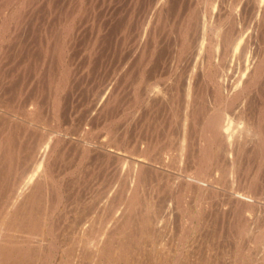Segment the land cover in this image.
Listing matches in <instances>:
<instances>
[{
  "label": "bare ground",
  "instance_id": "6f19581e",
  "mask_svg": "<svg viewBox=\"0 0 264 264\" xmlns=\"http://www.w3.org/2000/svg\"><path fill=\"white\" fill-rule=\"evenodd\" d=\"M2 1H4V2H2ZM2 1H1L2 3L0 2V48H1V46H4V45L5 46H4V49L0 50V69L4 68V70H3V72H4L5 68L9 65V63H8L6 66V62L4 61L6 59H4V58H7L9 56L10 60H13V58H14L13 56H16L15 54H17V53L14 54V51L16 52L17 49L21 50L20 49L21 44H22L21 40L23 38L22 36L24 35L23 31L25 30L24 29L25 25L24 26L22 25L23 24L22 19L24 16L27 17L28 13L32 9H34V7L31 9V7H32V5L33 6L35 5L34 1L36 2V0H2ZM45 1H47V0H45ZM78 1H79V4L77 1H76L77 3L74 4L78 8H80V6L82 8V5L87 4L86 3L87 0H78ZM93 1L94 0H92V2ZM101 1L103 2V0H101ZM153 1L154 2H152L153 4H152V7L150 9V12L149 11H148L149 13L147 12L149 14V16H148V20L146 22L145 28H144V26L142 27L140 24L141 28L142 29L144 28V31L142 32V36H141L142 40L139 39V42L136 45L134 52H133V56H132V57H134V60L131 59V60H133L132 63L134 62V65H132V68H130V72H132V76L134 75V78H133V80H132V78H130L132 80L131 84L128 83L131 86V89H129V91H128V93H129L128 96L130 95L128 98L130 99L129 104L132 105V106L130 105L129 107L130 108L133 107L132 108L133 113L131 112L132 114L130 116L129 112H124V114L125 113L129 114V117L127 116V119L124 118L126 120H124L123 118L121 119L122 120L121 131L123 132L121 135V143H122V146L124 147L123 149L122 148L119 149L118 148L119 145L117 147H113V145L110 144L111 142L118 143V142H116L117 141L116 139L118 138V137L115 138L116 136L114 137V140H116V141L109 140L108 141L109 143H107V140L102 139L100 141L97 140L98 141V142L96 141L97 143L95 142V143L88 144V145L83 144V142L85 140L83 139L84 137H82V136L86 131H84L82 133V131H83V129L81 128L82 126L80 127L81 128V135L78 134L77 137H70V135H69V137H67L64 135L65 138H63L60 135L63 132H61L59 134V132H60L59 131L57 133V129L54 128V126L57 124L54 125V124L50 123L49 121H52L53 119H56V121H57V118H59L61 116L60 114L63 111V110L61 111V108H62L61 105L63 104L62 98H61V95L58 91L63 90L65 88V86L63 85L64 88L62 89L63 86L61 87L60 81L58 79H55V80H54V78L52 80L48 79L50 84L52 81L54 82L55 90L53 89L54 92L52 93L50 86H49V88L46 87V88L51 90L50 93H52V94H50V95L52 96V98H49V100L47 99L49 101V103H48V101L45 102L48 104H45L46 106H44V109L42 107V104L40 103L41 98L36 97L37 95L34 96L35 94H31L32 98L28 97V99L26 101L27 102L26 105L23 106V104H22L23 107H21L19 109V111L21 109L22 110L18 115L17 114L18 109L16 108L17 103H15L14 102L15 100L13 99L14 93L11 94V96L8 95L9 94L8 91L10 92V89L8 86H7L8 89L5 86L7 83L10 84V82H12V80L14 81V78H16V77L13 78L12 75L17 74V73L16 72L13 73L14 70L12 68L10 73H8V74L6 73L7 75L5 74V76H4L3 72H2L3 76H1V74H0V90H1L0 91V264H31V263H29L30 262L29 260L31 257H33V255H35L36 257L41 256L40 252L42 251L43 247L45 246L43 244L44 243L43 242L44 236L42 237L43 225H44V229H45V227H47L46 224L50 225L47 221V215H48V213H50V212H48L49 207L47 205L54 206L53 203L56 204L58 202V199H57L58 195H56V192L54 193V191L56 189L54 188L55 190H50V187L53 186L52 185V179L55 177L53 175L54 174L53 172H55V170H54L55 168H53V165L55 166V164H53V163H55L54 161L56 160L54 158V156H55L54 154H59L58 152L56 153L55 150L60 146V144L58 145V143L62 142V141H66V143L67 142L68 143L75 142V145H76V142L77 143L80 142L81 144H79V145L82 148H84L82 150H79L80 152L78 151L80 153L81 157H85L87 155V152H88L87 149H88L89 152L93 151L96 154L98 153V156L100 154L105 159H109L110 157L113 158V156H116L117 158H120L121 161H124L122 163L123 164L122 166L120 163H119L120 166H118L119 167L118 171L120 173L119 175H123L122 185L119 184V186H117L118 188H116L115 184L110 185L108 183V185H110V186L107 185L108 188L103 189L104 192H102L99 199L97 200V207L95 209H93L94 205H93V207L91 206L93 210L91 209V211H90L91 212L90 214H92V215H90V217H88V218H90L87 221L88 223L85 224L86 223L85 222L84 226H82L83 224L80 225V227H84L81 230L79 228H77V229H79V231L76 232L77 234H79L78 239L77 238L73 239L74 238L73 237L71 242L69 241L70 243L73 244V246L72 247H66V246L63 247L64 245H62L63 248L60 251L63 252V250L64 251L66 250L68 252V254L63 253V255H65V257L68 258V259H66L64 257L67 260L66 263H71V258L73 257V255H75L76 256L75 261H77L76 258H77V256H79L80 260L81 259L83 261L86 260L84 262V264L85 263H88V264H128V262L130 260L133 261L134 259H136V258H132V257H131L132 259H130V256L131 255L133 256L132 253L133 252L135 253V249H136V247H134L135 249L133 248L131 243H133L134 240H140L141 243L139 242L140 243V244L138 243L139 245L143 244L144 242L146 243V241H148V240L144 241V238L146 239V236L143 238V240L139 239L140 235H142L141 232H145V231L146 232H148V231H151V232L155 231L156 232L155 229L152 230L151 224L155 221V219H157V220L160 219L159 217L161 216L163 208H166V207H164V206H166L165 204L168 203V205L170 207H172V204H171L172 201L175 202L174 200L177 199L176 205H177V208H180V207H178V204L184 202V196L186 194L190 199H192V200L194 199V204L197 203V209H196V207H194V209H196L197 211L196 210L194 212L192 211L191 215L189 216L190 220L192 222H193V220H199L202 216L201 211L204 208L208 209V207L212 204L213 200H216L218 198H222V200L220 202V206L222 204V207H220V208L221 209L223 208L224 210H226L225 208L228 209L226 212V215L229 214V216H230L231 212L234 213V210H237L238 217H236L237 219H235V220H238V223H236L237 224L236 227H238V226H240V227L239 228L235 227L236 232L239 231V232H237L238 234H236V235L243 234L245 237L246 233L251 234V236H249V234L247 236L248 238L250 237V239L247 240L246 245L243 248L244 249L243 251H246V253H250L249 251H251L250 249L253 246V245H251V243L255 244L256 250H258L257 253H255V255L253 254L254 256L252 255V256H250L251 258L249 257L250 259H248V260H250V261H248V262H250V263H248V264H261L262 260H264V259H262V257H263L262 252L264 250L263 249L264 247H261V245L264 244L263 243L264 242V172L260 171L261 174L258 175V178H259L258 179L257 175H256V172H258V171H255V170L252 171L251 175L250 174L247 175L246 172L244 173V170H243V173H242V171L241 172L239 171V170H242V168L247 165V164L244 165L246 163L245 162L244 164H242L244 166H242V168L239 169V167H241V163L243 162L245 157H247L246 155H250L247 153H250L252 151L253 152L256 151V155L258 154L261 157L260 160H262L264 162V102L262 101L263 95L261 97L262 100L260 101V98H259L260 89L258 91V94H257V91H256L255 95L251 93L253 89H257L258 84H261V83L264 84V82H263L264 81V24H261V22L262 23L264 22V21H261L264 17V0H252L253 3L251 6L248 5L250 2L249 0H230V2H228L229 3L228 8L226 7V5H228L227 1H229V0H199L200 5H199V3H197V0H153ZM38 2L39 1H37L36 3H38ZM54 2H56V1H54ZM66 3H68V2L66 1ZM104 3H106V2H104ZM45 4H47V3H45ZM99 4H101V2H99ZM106 4L108 5V3H106ZM106 4H104V6H107ZM53 5L55 6V4H53ZM87 5H90V4L88 3ZM236 5H238L239 7H237ZM75 6H73V7H75ZM95 6L96 5H94L93 7H95ZM101 6H103V5H101ZM241 6H243V7L241 8ZM68 7H69V5L65 9L59 7V10L60 9L63 10V11L61 10L60 12H59V10H57V13H59L60 19L65 20V18L67 19L68 17H70V19H72L74 17L75 12H77V14L79 13L76 10L74 11V13L71 10L68 12V10H69ZM90 7H92V6H90ZM113 7L114 6H112L111 9ZM51 8H53L52 5H51ZM67 8H68V10H66ZM84 8H86V7H83V9ZM104 8H106V7H104ZM223 8L225 9V12L223 15L224 20L220 19V12L222 11ZM28 9L30 11H28ZM89 9L87 12H88V14L92 15L91 11L89 13ZM130 9H132L131 6H130ZM140 9H141V7H140ZM53 10H54V8H53ZM226 10H228V12H227L228 14L226 13ZM83 11H85V9ZM114 11H112L111 13H113ZM249 11H252L253 15H249V17L245 21L244 15H245V13L251 14ZM37 12H38V10H37ZM49 12H52V10ZM93 12H94V10H93ZM103 12L106 13L105 11H103ZM6 13H8V15H5ZM31 13L32 12H30V14ZM33 13H35V10L33 11ZM52 13L55 14L56 12L54 11ZM52 13H51V15H53ZM57 13L55 15L56 17H58ZM221 13L223 14V12H221ZM71 14L73 15L72 17H71ZM83 14H85V12ZM83 14L82 13L78 14L79 15L78 19L83 17V20H84L86 17L80 16ZM183 14H185V16ZM33 15H31V19H32ZM87 16H89V15H87ZM181 16L182 17L184 16L183 17L184 21H182V22H181V20H182ZM26 17H24L23 21L25 20ZM37 18H38V16H37ZM59 18H56V19H59ZM138 18H141V17H138ZM52 19H53V17H52ZM46 20H47V18H46ZM73 20L75 21L76 19H73ZM84 21H86V20H84ZM89 21L87 23H89ZM100 21H101V19H100ZM26 22H27V20H26ZM36 22H37V20H36ZM60 22H61V20H59V24L61 25ZM76 22H77V20H76ZM144 22L145 21H143V23ZM176 22H178V27H177ZM215 22H216V24H214ZM244 22H245V24H244ZM246 22H247V24H246ZM81 23H82V21H81ZM175 23H176V29L174 28V30H176V32H175V36H173L174 38L172 39L171 35H170V38H171V40H173V42L171 41L170 46H168V47H167V45L165 46L168 49L164 48L167 52L170 53V55H168L169 58H168V60H165V57L159 59L160 56L158 58L157 54H160L159 51L161 49H159V48L161 47L162 42H161V44L159 43L160 45L158 47V43H157V41H158L157 39H159L158 36L160 35L159 37H161V32L165 33V31H163V30L169 29L170 27H172L171 24L175 25ZM251 23H253V25H251ZM254 23H255V25H254ZM39 24H41V23H39ZM56 24H58V22ZM67 24L66 25L63 24L64 25L63 30H65L67 28ZM80 24H77V25H80ZM105 24L107 25V23H105ZM118 24H119V22H118ZM50 25H51V23H50ZM89 25L91 26V24H89ZM245 25H247L246 27L249 29H246V28L243 29L245 27ZM36 26H37V24H36ZM54 26H53V28H51L49 26L52 29V31H53V29H55ZM55 27H57V26H55ZM59 27L60 26H58V28H57L58 30L60 28L62 29V27H60V28ZM26 28H27V26H26ZM46 28H47V26H46ZM40 29H42V28H40ZM40 29L38 28V30H40ZM61 29H60V31H61ZM68 30H69V28L66 29V32ZM73 30H74V28H72V31ZM170 30H171V28H170ZM52 31L49 33L52 34ZM140 31H142V30H140ZM262 31H263V33H262ZM40 32H41V34L44 33V32L42 33L41 30H40ZM55 32H56V34L58 33L57 31H55ZM122 32H124V29ZM259 32H261L260 33L261 36L257 35ZM61 33H59V34H61ZM96 33H97V31H96ZM124 33L126 34V32H124ZM124 33H123V35H124ZM127 33H129V32H127ZM89 34H90V32H89ZM102 34L103 33H101V35ZM112 34H113V32H112ZM35 35L37 36L38 34L35 33ZM53 35H55V34H53ZM53 35L51 38H54L55 40H52L53 44H51V42L48 43L49 46L51 44V47H49L47 45V50H48V48L53 47V49H55L57 52H60L63 50V45H62L63 43L62 42L64 40L62 39V37H60V35L58 36V34L56 35V37ZM69 35H71V34L69 33ZM69 35H66L67 39H69L68 38ZM25 36L27 38V35H24V37ZM78 36H79V34H78ZM167 36H166V38L168 39L169 36L168 37ZM258 36L262 39L261 43H263V45L260 43L259 44L257 43L259 46H261V49L260 48L259 49L262 50V52H260V50L259 51L257 50L258 53H255V51H254L255 47H254L252 49L250 48V52L253 50V53H254L253 56L252 55L246 56L247 51L249 52V50H248L249 47L254 46V44H255V42H253V40H254L253 38L254 37L257 38ZM58 37H60V38H58ZM64 38H65V36H64ZM122 38H123V36H122ZM6 40H8L7 43H5ZM25 40H27V39H25ZM25 40H24V42H25ZM43 40H41V41H43ZM46 40H48L47 37H46ZM81 40L83 41V39H81ZM99 40H100V38H99ZM137 40H138V38H137ZM259 40L257 39L256 41H259ZM16 41H17V44H16ZM49 41H50V38H49ZM79 41H80V39L78 40V42ZM117 41H118V39H117ZM161 41H163V40H161ZM164 41H163V44L165 45ZM40 42H39V44H40ZM68 42H69V40H68ZM87 42H90V40H88ZM44 44H47V43H44ZM66 44L67 43H65V46H66ZM96 44H97V42H96ZM107 44H109V43H107ZM121 44H123V43H121ZM167 44H168V41H167ZM68 45H71V43ZM102 46H101V48H102ZM38 47H39L38 44H37L36 49L33 46V48L36 51L38 50V52H39V53L38 52H36V53H38V55H40V51H39L40 49H38ZM45 47H46V45L43 48H45ZM163 47H161V48H163ZM24 48H25V46H24ZM6 49H8V50L6 51ZM67 49L70 50L68 47H67ZM85 49H87V48H85ZM3 50L5 52H3ZM22 50L25 52V50H27V47L25 50L24 49H22ZM43 50H46V48ZM102 50H103V48H102ZM165 50H163V51H165ZM41 51H42V48H41ZM49 51H50V49H49ZM49 51H47V52L49 53ZM17 52H19V51L17 50ZM36 53L34 51V54H36ZM42 53H43V51H42ZM68 53H69V51H68ZM103 53H106V52H103ZM163 53H162V55H163ZM45 54L47 55V53H45ZM52 54H53V52H52ZM55 54H54V57H55ZM59 54H62V53H59ZM71 54H73V53H71ZM26 55H27V53H26ZM28 55L31 57L30 52ZM28 55H27V57H28ZM57 55H58V53H57ZM3 56H4V58H3ZM19 56L20 55H18V57ZM97 56H99V55H97ZM244 56H246V57H244ZM23 57H25V55ZM50 57H51V55H48V58H49L48 60L51 62L52 61L51 59H53V58L50 59ZM68 57H69V55H68ZM68 57H67V60L69 59ZM20 58H21V56H20ZM41 58L43 59V57H41ZM76 58H77V56H76ZM85 58H86V56H85ZM129 58H131V57H129ZM242 58L244 59L243 60L244 64H242V62H241ZM18 59L16 62H18ZM27 59H29V58H27ZM56 59H58V58H56ZM60 59L62 60L61 57H60ZM60 59L56 60L59 62L57 64V66H55L57 62L55 63V65H54V63H51V64H53L52 66L55 67L56 69H57V67L59 68V72L57 71L59 73L58 77L60 76V78H61V76H63L64 80H62V78H61V82L66 84V82H67L66 80L68 79L67 75H68V73L70 74V70H69V67H65L64 63L62 64L60 62L61 61ZM29 60H28V62H29ZM38 60L39 59H37V61ZM44 60H46V58ZM48 60H46V61H48ZM70 60H72V59H70ZM85 60H87V58ZM96 60H98V59H96ZM119 60H121V58ZM126 60L124 61L125 65L127 64ZM20 61L18 63L15 62L16 63L15 65L17 66V67L15 66V68L17 69V70L15 69L16 71H18V67L20 68V66L22 67V69L24 66L23 70L28 68L27 67L28 63H21ZM50 62H49V65H50ZM62 62H64V61L62 60ZM66 62L68 63V61H66ZM235 62H238L239 66H237V68L234 67L235 69L233 70L230 68V66H232V64ZM4 63H5L6 67L5 66L3 67ZM12 63L10 64V67H7V70H10L9 68H11V65L14 64V63L13 64ZM102 63H103V61H102ZM34 64H35V62H34ZM34 64H32V65L34 66ZM39 64H40V62H39ZM46 66H47V64H46ZM50 66H49V68H50ZM52 66H51V68H52ZM183 67H184V69H183ZM30 68H31V66H30ZM33 69H34V67H33ZM56 69L54 70V72L56 71ZM128 69H129V67H128ZM30 70H32V68ZM37 70H38V68H37ZM85 70H86V68H85ZM117 70H118V68H117ZM125 70H123V71H125ZM1 71L2 70H0V73H1ZM26 71H27V69H26ZM50 71H51V73H53V69ZM30 72H33V71H30ZM78 72H79V70H78ZM117 72L118 71H116L113 74V77H112V75L108 76L109 73H108V75H106V77H104L105 79L103 81L102 88L99 89L101 91H99L100 93H99L98 98L95 99V101H93V103L91 102L92 106L89 110H90V115L92 117H93V115L99 114L101 112V110H105V109L111 110L112 108H109L107 106H111L109 104L115 102L113 100H115V99L117 100V98L119 99L120 105L122 104V106H119V105L118 106L122 107L123 110L126 108L123 105L124 101L121 102V100H120L122 98L121 97L122 93L119 91L118 88H119V85H121L122 83L119 85L117 83L118 78L121 77V76L117 77L118 75H115ZM120 72H122V71H120ZM27 73L28 72H26V74ZM33 73H32V75H33ZM53 74H55V73H53ZM130 74L131 73H129V76H130ZM229 74H230V77H232L233 79L231 80L229 78L230 80L227 81V76L229 77ZM18 75H19V78L22 77V76H20V73H18ZM47 75H48V73H47ZM47 75H46V77L43 76V79L44 78L46 79ZM87 76H89V75H87ZM122 76H125V73L122 74ZM129 76H126V77L128 78ZM7 78H8V82H7ZM74 78L76 79V77H74ZM28 80L26 79V81H28ZM77 80H76V82H77ZM124 80H126V79H124ZM41 81H42V79H41ZM55 81H58V82H55ZM34 82H33V85H34ZM128 82H130V81H128ZM47 83H46V85H47ZM86 84H88V83H86ZM25 86H22V87H25ZM16 87H18V84L16 85ZM123 88L127 90L126 87H123ZM124 89H122V90L125 91ZM262 89H264V88H262ZM50 90L47 91L48 93L46 92L47 95H49ZM261 91H264V90H261ZM77 93H78V91H77ZM250 93L255 97V99L258 97V103L260 102V104H262L261 102H263V104L261 105V108L259 107L260 105L258 106V108L257 107L253 108L252 104H251V106H250V104L249 105L247 104L250 102V101L249 102L246 101L248 98H250V96H251ZM19 94L20 93L18 92V95ZM63 94H64V92H63ZM40 95H42V94H40ZM203 95H205V99L203 98L204 97ZM44 96L46 97V95H44ZM47 97H49V96H47ZM17 98H16V100H17ZM22 98H24V97H22ZM126 98L124 100H126ZM129 99H127L128 102H129ZM21 100H23V99H21ZM74 102H75V100H74ZM252 102H254V101H252ZM23 103L25 104V102H23ZM14 104L16 106H14ZM70 104H72V103H70ZM136 104H138V105H136ZM78 105H79V103H78ZM246 105H247V107H246ZM118 106H117V108H119ZM129 107L127 106V109ZM64 108H65V106H64ZM117 108H114V109H117ZM122 109H121V111H122ZM65 111H68V109ZM125 111H128V110H125ZM159 111H161V113L163 112L162 113V116H164L163 124L165 123V119H166L167 115L170 114L169 119H167L168 122L167 121L166 122L168 124L169 121L171 122L173 120L172 125L170 123V125H171L170 127L172 128V126H173L177 130L176 138L173 137L174 141H175L174 146H172L171 145L172 143H169V141L166 142L167 146H168V144H170L168 146V149H170V150L172 149V151H174L175 156L173 155V157L177 163V165H176L177 168L175 167L176 168L175 170H174V168L173 169L168 168L169 167L168 163L171 162V160H170L171 156L168 158L169 162L167 163V158H166L167 156L164 155V150L166 151L167 148L166 149L163 148L164 150H162V149L160 150V148L159 149L156 148L160 139H161V144L159 143L160 145L166 144L164 141L165 138L166 139L168 138L170 140V138H171L170 135L172 133H170V135H169V133L165 134L164 137H162L164 140H162L161 137H160V139H158L157 134H156L157 132L156 133L152 132V130H153V128H152L149 135L145 134V136H142V137H135L136 138L135 145L132 144L131 148H129L128 146L125 145V143H126L125 142V135L127 133L126 132L127 131V127H126L127 125L126 124L130 125V123L132 124V121H134L135 125H139L137 127L140 128L141 123H139V124H137V123L141 121L142 117L145 118L146 116H148L149 121L151 122V119L153 117V112L159 113ZM109 113H112V111ZM87 116H88V114H87ZM89 116L87 118H89ZM155 116H156V114H155ZM155 116H154V118H155ZM172 116H173V119H172ZM95 118H96V116H95ZM97 118L99 119V117H97ZM111 119H113V118H111ZM118 119H119V117H118ZM155 119L157 120V117ZM86 120H85V122H86ZM95 120H97V119H95ZM158 120H160V119H158ZM46 121H48V123ZM88 121H89L88 125H91L93 123V122H91V124H90L91 120H88ZM112 121H114V120H112ZM45 122L47 123V125L50 123L53 128L51 127V125H49L47 127V125L44 126L45 125L44 124L42 126L41 123H45ZM147 122H148V120H147ZM145 124L148 125V123H145ZM158 124H160V123H158ZM95 125H96V123H95ZM115 125L113 127H115ZM153 125H152V127H153ZM117 126H119V125H117ZM155 126H156V124L154 125V128L157 129V127H155ZM45 127H47V128H45ZM56 128H58V127H56ZM148 128L149 127L147 126L146 130H148ZM84 129L86 130V129H88V127L84 128ZM110 130H111V128H110ZM117 130H119V129H117ZM176 130H175V132H176ZM25 131L26 132L29 131V134H26L25 136L29 138V136L31 134V137L33 138V140H34V137L36 136V134L38 135V133H39V136L38 137L36 136L37 138L35 137L36 139H35L34 145H32L30 143L33 146V147L31 146L32 148H30V150H29L30 145L28 143H27L28 145L26 144L27 146L25 147V146H23L22 142L20 141L23 136L19 135V134L21 132H23V134H25L24 133ZM131 132H132V130H131ZM103 133H105V132H103ZM118 134H121V133H118ZM130 135H131V133H130ZM137 135H134V136H137ZM173 138H172V140H173ZM126 139H127V137H126ZM23 140H24V138H23ZM28 140H30V139H28ZM132 140H133V138H132ZM26 142H27V139H26ZM86 142H84V143H86ZM24 144H25V142H24ZM57 145H58V147L56 148ZM66 146H67V144H66ZM64 147H65V145H64ZM72 147L74 148V146H72ZM85 147H86V149H85ZM59 148H61V147H59ZM65 149H66V147H65ZM79 149H80V147H79ZM76 150H78V149H76ZM63 151H64V149H63ZM154 152H156V154ZM170 152H167V153L165 152V153L166 154L169 153L171 155ZM60 153H61V155L63 154V152H60ZM72 154H73V152H72ZM61 155H59V156L62 158ZM163 155H164V157H163ZM259 156H258V158H259ZM117 158H115V159L117 160ZM157 158L159 159L158 160L159 162L161 161V163L158 165L156 163ZM110 161H112V160H110ZM121 161H119V162H121ZM222 161H224L225 164L229 165L228 166L229 169L227 171H223L224 167L222 168V166H225V164L224 163H223L224 165L221 164ZM126 162L129 164H126ZM112 163H113V161H112ZM63 164H64V162H63ZM60 165H61V163H60ZM261 165L264 166V164H261ZM64 166L65 165H63V167ZM172 166H173V164H172ZM253 167H254V165H253ZM255 168L257 169L258 167L256 166ZM110 169H111V167H110ZM61 170H63V169L61 168ZM157 170H158V172H157ZM160 170H164L165 172L168 171L170 173H172L171 171L175 172V174L171 175V177L168 176V179L166 178L167 180L165 182H168L170 184V185L169 184L168 185L171 186V188L173 187L172 188L173 192H171L170 187L168 190L169 192H171L173 194L176 192L175 189H177L178 192H176V193L178 195H179V193H181L180 194L181 196L179 195V197L181 199L179 197H178L179 200L177 197H175V199H174L173 198L174 196L171 194L169 196L170 199L167 198L166 202L164 204H162V201H160L161 203L155 202L156 201L155 199H157L159 196L154 199L153 198L154 195L151 194L150 196L147 195L145 197V195H144L145 192L142 193L143 190H142L141 185L144 183L145 178L148 179L145 176V174H147V175H149L150 173L153 174V171H154L157 173V174L156 173L155 174L158 175ZM186 171H195V172H193V174H192V172L188 173ZM205 171H206V173H205ZM165 172H164V175H167V172H166V174H165ZM162 174H163V172H162ZM160 175H161V173H160ZM164 175H162V177H164ZM220 175L222 177H223V175L224 176L227 175L228 183L226 185H224L225 180L223 181L222 180L223 178H220ZM116 176H117L116 178H118V174ZM154 176H152V177H154ZM259 176H261V177H259ZM152 177H151V179H152ZM202 177H204V178H202ZM113 178H115V176ZM224 178L226 179V177H224ZM159 179L161 182V180H162L161 176H160V178H158V180ZM54 180L55 179H53V181ZM116 181H117V179H116ZM160 182H158V184ZM222 182H224V183H222ZM73 183H74V181L72 182V184ZM82 184H83V182H82ZM152 184L153 183H151L150 186L148 185L150 189L152 188ZM89 185H91V183ZM107 186H104V187H107ZM167 186H165V187H167ZM258 186L261 187L259 189V190H261L259 193L256 192V190L258 189L257 188ZM157 187L158 186H156L155 188H157ZM161 187H163V186H161ZM155 188H154V191H155ZM72 189H74V188H72ZM87 189H88V186H87ZM158 189L160 190V188H157L156 191H158ZM165 189H167V188H165ZM77 190H79V189H77ZM151 190L148 189L147 191L149 192ZM152 191H151V193H153ZM71 192H72V190H71ZM61 193L62 192H60V195H61ZM160 193H162V190H160ZM54 194L56 195V197H54ZM82 194H84V193H82ZM60 195L58 197H60ZM157 195H158V193H157ZM157 195H155V196H157ZM187 196L185 198H187ZM69 197L71 198V196H69ZM94 198H96V197H94ZM163 198H164V196H163ZM117 200H118V202H117ZM116 202H117V204H116ZM93 203H94V200H93ZM51 206H50V208L52 209ZM156 206H157V209H156ZM169 206H168V208H169ZM80 208H83V207H80ZM168 208H166L167 213H168V210L170 209V208L169 209ZM182 208H184V206H182ZM186 209H184V210H186ZM217 209H219V207ZM210 211H211V208H210ZM93 212H95L96 215L93 214ZM202 212H204V211H202ZM220 212H222L221 214H224L225 211H220ZM171 213L175 215V213H173V212H171ZM74 214H73V216H74ZM78 214H80V213H78ZM164 214H165V212L162 213V216ZM176 214H180V212L176 213ZM186 214H187V212H186ZM183 215H184V213H183ZM48 216L50 217V215H48ZM169 217H170V214H169ZM172 217L174 218V216H172ZM73 218H75V217H73ZM73 218H72V220H74ZM173 218L170 217V219H173ZM209 218H207V219L209 220ZM135 219H136V221L132 222V220H135ZM258 219H260L259 220L260 222L257 224L256 220L258 222ZM220 220H221V218L219 219V221ZM81 221H82V219H81ZM158 221H162V220L160 219ZM210 221H212V220H210ZM155 223H157V222H155ZM210 223L212 224V222H210ZM133 224H137L136 225V227H137L136 231H134V232H135V234H137L136 232H138L139 236H137V235L135 236V234H134V237L132 236V234L134 232L132 233V230H130V229H131V225L133 226ZM161 224H164V223L161 222ZM166 224L168 225L169 223H166ZM182 224H181V227L184 228V226H182ZM211 224H209V225H211ZM188 225H189V223H188ZM51 226H53V225L51 224ZM174 227H175V225H174ZM49 228H51L53 230L52 227H49ZM166 228H168V227H166ZM183 228H180V229L183 230ZM196 228H198V227H196ZM202 229H204V228H202ZM45 230H48V228ZM208 230H210V229H208ZM129 231L131 233H129ZM202 231L204 233L205 230H202ZM219 231H217V233H220ZM161 232H162V230H161ZM165 232H166V229H165ZM145 235H146V233H145ZM185 235H186V233H185ZM129 237H131V238H129ZM161 237H163V235ZM212 237H214V236H212ZM37 238H39V239H37ZM132 238L134 240H131ZM155 238H157V237H155ZM204 238H206V237H204ZM84 239L86 240L85 242L83 241ZM162 240H161V242H162ZM165 240H166V238H165ZM178 240L180 241V239H178ZM211 240H213V238ZM168 241H169V239H168ZM238 241H240V240H238ZM37 242L39 244H37ZM51 242H53V241H51ZM65 243H67L65 245L69 246L68 242H65ZM156 243H154V244L150 243L151 247H152V245H156ZM236 243H237V241H236ZM85 244L88 245V247H89V249H88V250H90L89 253H87V251H85L86 247H83V246H85ZM52 245L50 247H53ZM214 245H213V248H215ZM74 246L76 247V250H75ZM205 246H207V245H204V247ZM46 247H49V246H46ZM156 247L155 248L158 249L159 245ZM168 248L172 249V247L167 245L166 249H168ZM46 249H48V248H46ZM192 249H194V248H192ZM198 249H200V247ZM239 250H241V249H239ZM241 251H240V253H241ZM130 252H131V255H130ZM154 252H155V250H154ZM213 252H215V251H213ZM253 252H251V253H253ZM38 253H39V255H38ZM144 253H143L142 257L146 256V255H144ZM182 253H183V251H182ZM185 253H183V254H185ZM192 253H194V252H192ZM201 253L202 252H200V254ZM208 253H209V251H208ZM238 253H237V255H238ZM225 254H226V252H225ZM163 256L165 257V255H163ZM163 256H161V257H163ZM186 256H188V255H186ZM191 256H193V254ZM36 257H34V258H36ZM152 257H154V256H152ZM174 257H176V256H174ZM34 258H33V260H31V262L34 261ZM146 258L147 257H144V260ZM190 258H192V257H190ZM197 258H198V256H197ZM243 258L244 257H242V259ZM140 259L142 260L143 258H140ZM198 259H201V258H198ZM207 259L210 261L209 257ZM38 260H39V258H38ZM41 260L43 261V259H41ZM139 260H138V262H140ZM152 260H154V259H152ZM176 260H178V256H177ZM211 260H212V258H211ZM134 261L137 262L136 260H134ZM145 261H144V263H145ZM182 261L183 262L181 264L192 263V262H189L187 258H184ZM201 261L202 260H200V262H198V263L204 264ZM63 262H65V261H63ZM173 262H175V261H172V263ZM235 262L237 263L238 259ZM244 262L247 263L246 261H244ZM74 263H76V262H74ZM142 263H143V260H142ZM142 263H140V264H142ZM165 263H166V261H165ZM32 264H39V262H35ZM146 264H147V262H146ZM148 264H152V261L149 262ZM193 264H197V262L194 261ZM239 264H240V262H239Z\"/></svg>",
  "mask_w": 264,
  "mask_h": 264
},
{
  "label": "rangeland",
  "instance_id": "374dc122",
  "mask_svg": "<svg viewBox=\"0 0 264 264\" xmlns=\"http://www.w3.org/2000/svg\"><path fill=\"white\" fill-rule=\"evenodd\" d=\"M2 0H0V2H1ZM37 1H39L38 3H36ZM48 1V2H47ZM47 1H45V0H36V2L34 1V3H35V5L33 6L32 5V7H31V9L34 7V9H32L31 11L28 9V11H30V12H32L33 13V11L35 10V13H31L30 14V12L28 13V16L26 17V16H24V17H26L25 18V20L23 21V19H24V17H23V19H22V22H23V26L25 27L24 29V31H23V34L24 35H27V38H26V36L24 37V35L22 36L23 38H22V40H21V42H22V44H21V47H20V49L21 50H19V49H17L19 52H17V50H16V52L14 51V54L15 53H17V54H15L16 56H13L14 58H13V60H10V58H9V56L7 57V58H4V56H3V58L4 59H6V60H4L5 62H6V66H7V64L9 63V65L7 66V67H10V64L12 63L13 65H11V68H9L10 70H7V67L5 66V63L3 64V67L5 66L6 68H5V71L3 72V70H4V68L3 69H0V70H2L1 71V76H5V74L7 73H10V71L12 70V68H13V70H14V72L13 73H17V74H14V75H12V77L14 78V77H16V78H14V81L12 80V82H10V84L9 83H7L5 86L7 87H9V89H10V92L8 91V95H10L11 96V94H13L14 95V102L15 103H17L16 105H17V109H18V112H17V114L19 115V113L21 112V110L19 111V109L21 108V107H23L24 105H26V101H27V99H28V97H31L32 98V95L31 94H35L34 96H36V97H39V98H41L40 99V103L42 104V107H43V109H44V106H46L45 104H48L49 103V98H52V96L50 95V94H52L53 92H54V90H55V87H54V82L52 81L51 82V84L53 85H51L50 83H49V81H48V79H53L54 78V80L55 79H58L59 81H60V84H61V87L64 85L65 86V88H64V86L62 87V89L63 90H60V91H58L59 93H60V95H61V98H62V105H61V111H62V113L60 114L61 116L59 117V118H57V121H56V119H53L52 121L54 122H52V121H49L50 123H52V124H57V125H53L54 126V128L55 129H57V133L59 132V134L61 133V132H63V133H61L60 135L63 137V138H65V136H67V137H69V135H70V137H77L78 136V134L79 135H81V128L83 129V131H82V133L84 132V131H86L84 134H83V136L82 137H84L83 139L85 140L84 142H86V143H84L83 142V144H92V143H95L97 140H102V139H104V140H107V143H109L108 141L109 140H113V141H116V142H118V143H115V142H111L110 144H112L113 145V147H117L118 145V148L120 149V148H124L123 146H122V143H121V135H122V131H121V125H122V118L124 119V118H126L127 119V116L129 117V114H130V116H131V114L133 113V107H129L131 104H129L130 103V99L128 98L129 96H128V91H129V89H131V86H130V84H131V82H132V80H133V78H134V75L132 76V72H130V68H132V65H134V62L132 63V61L134 60V57H132L133 56V52H134V49H135V47H136V45L138 44V42H139V39L140 40H142V38H141V36H142V32L144 31V28H145V25H146V22H147V20H148V16H149V12H150V9H151V7H152V2H154L153 0H103V2L101 1V0H94L93 2H92V0L90 1V0H87V4L89 3L90 5H87V4H84V5H82V8H81V6H80V8H78V7H76L74 4H76L77 2H78V4H79V1L78 0H47ZM54 1H56V2H54ZM66 1L68 2V3H66ZM77 1V2H76ZM111 1V2H110ZM144 1V2H143ZM199 0H197V3H199V5H200V1L198 2ZM250 2H249V6H251L252 5V3H253V1L252 0H249ZM252 1V2H251ZM2 2H4V1H2ZM1 2V3H2ZM18 2V1H17ZM53 2V3H52ZM98 2V3H97ZM99 2H101V4H99ZM104 2H106V3H108V5L106 4V3H104ZM131 2V3H130ZM139 2V3H138ZM228 2H230V0L229 1H227V4L228 5H226V7L228 8L229 7V3ZM40 3V4H39ZM42 3V4H41ZM45 3H47V4H45ZM52 3V4H51ZM62 3V4H61ZM116 3V4H115ZM135 3V4H134ZM150 3V4H149ZM50 4V5H49ZM53 4H55V6L53 5ZM61 4V5H60ZM104 4H106L107 6H104ZM138 4V5H137ZM148 4V5H147ZM51 5L53 6V8H54V10H53V8H51ZM69 5V10H68V8L66 9V10H68V12L71 10L73 13H74V11L76 10V11H78L79 13L78 14H80V13H84L85 12V14H83V15H80V16H85L86 18L84 19V20H86V21H84L83 20V17L82 18H79L78 19V17H79V15L77 14V12H75L74 13V17L72 18V19H70V17H68L67 19L65 18V20L64 19H60L59 18V13H57V10H59V7L60 8H63V9H65L67 6ZM94 5H96L95 7H93ZM101 5H103V6H101ZM111 5V6H110ZM142 5V6H141ZM36 6V7H35ZM50 6V7H49ZM65 6V7H64ZM72 6V7H71ZM73 6H75V7H73ZM90 6H92V7H90ZM110 6V7H109ZM112 6H114L112 9H111V7ZM118 6V7H117ZM130 6H131V8L132 9H130ZM237 7H239L238 5H236ZM244 6V5H243ZM243 6H241V8L243 7ZM71 7V8H70ZM83 7H86V8H84L85 9V11H83L84 9H83ZM88 7V8H87ZM99 7V8H98ZM104 7H106V8H104ZM140 7H141V9H140ZM38 8V9H37ZM46 8V9H45ZM51 8V9H50ZM90 8V9H89ZM98 8V9H97ZM104 8V9H103ZM115 8V9H114ZM50 9V10H49ZM80 9V10H79ZM87 9V10H86ZM88 9H89V13H90V11H91V13H92V15H90V14H88ZM100 9V10H99ZM224 9V8H223ZM222 9V11L221 12H223V14L220 12V19H222V20H224L223 18H224V12H225V9L223 10ZM37 10H38V12H37ZM45 10V11H44ZM52 10V12H56L58 15V17H56L55 15H56V13L54 14V13H52V12H49V11H51ZM62 9H60L59 10V12L61 11ZM93 10H94V12H93ZM115 10V11H114ZM63 11V10H62ZM103 11H105L106 13H104ZM112 11H114L113 13H111ZM133 11V12H132ZM149 11V12H148ZM49 12V13H48ZM87 12V13H86ZM100 12V13H99ZM116 12V13H115ZM148 12V13H147ZM228 12V10H226V13ZM248 12V11H247ZM251 14H249V13H245V15H244V17H245V21H246V19L249 17V15H253V13H252V11H249ZM51 13L53 14V15H51ZM126 13V14H125ZM225 13V14H226ZM40 14V15H39ZM50 14V15H49ZM78 16H77V15ZM111 14V15H110ZM228 14V13H227ZM248 14V15H247ZM5 15H8V13H6ZM31 15H33V17H32V19H31ZM69 15V14H68ZM67 15V16H68ZM76 15V16H75ZM87 15H89V16H87ZM99 15V16H98ZM104 15V16H103ZM141 15V16H140ZM184 16H185V14H183ZM30 16V17H29ZM37 16H38V18H37ZM66 16V17H67ZM73 15L71 14V17H72ZM123 16V17H122ZM183 16V17H184ZM41 17V18H40ZM44 17V18H43ZM47 18V20H46V18ZM52 17H53V19H52ZM89 17V18H88ZM107 17V18H106ZM136 17V18H135ZM138 17H141V18H138ZM145 17V18H144ZM183 17L181 16V22L182 21H184V19H183ZM29 18V19H28ZM56 18H59V19H56ZM104 18V19H103ZM113 18V19H112ZM132 18V19H131ZM145 20H144V19ZM259 18V17H258ZM31 19V20H30ZM37 20V22H36V20ZM40 21H39V20ZM44 21H43V20ZM73 19H76L77 20V22H76V20L74 21ZM82 19V20H81ZM90 21H89V20ZM100 19H101V21H100ZM107 19V20H106ZM124 19V20H123ZM129 19V20H128ZM26 20H27V22H26ZM34 20V21H33ZM53 20V21H52ZM56 20V21H55ZM59 20H61V25L59 24ZM72 20V21H71ZM89 21V23H87L88 21ZM94 20V21H93ZM111 20V21H110ZM123 20V21H122ZM132 20V21H131ZM140 20V21H139ZM226 20V19H225ZM49 21V22H48ZM81 21H82V23H81ZM84 21V22H83ZM106 21V22H105ZM109 21V22H108ZM137 21V22H136ZM143 21H145L144 23H143ZM221 21V20H220ZM257 21V20H256ZM261 21H264V17H263V19L261 20ZM58 22V24H56ZM65 22V23H64ZM69 22V23H68ZM118 22H119V24H118ZM37 24V26H36V24ZM39 23H41V24H39ZM50 23H51V25H50ZM69 25H68V24ZM80 24V25H77V24ZM87 23V24H86ZM105 23H107V25L105 24ZM133 25H132V24ZM138 23V24H137ZM177 23V27H178V22H176ZM176 23H175V25L174 24H171V26L172 27H170L171 28V30H170V28L169 29H164L163 31H165V33L164 32H161V37H159L158 36V38L159 39H157L158 41H157V43H158V47H159V45L161 44V42H162V44H161V47H163V48H159V49H161L159 52H160V54H157V57L159 58V56H160V58L159 59H161V58H164L165 57V60H168V58H169V56L168 55H170V53L169 52H167L165 49H168L167 47L168 46H170V44H171V41L173 42V40H171V38L173 39L174 37L173 36H175V32H176V30H174V28L176 29ZM39 24V25H38ZM53 24V25H52ZM56 24V25H55ZM66 25L67 24V28L66 29H68L69 28V30L66 32V29L65 30H63V27H64V25ZM74 24V25H73ZM76 24V25H75ZM89 24H91V26L89 25ZM103 24V25H102ZM140 24H141V26L143 27L144 26V28L142 29L141 28V26H140ZM214 24H216V22L214 23ZM244 24H245V22H244ZM246 24H247V22H246ZM261 24H264V22L262 23L261 22ZM260 24V25H261ZM57 26V27H55V26ZM87 25V26H86ZM117 27H116V26ZM126 25V26H125ZM131 25V26H130ZM137 25V26H136ZM251 25H253V23H251ZM254 25H255V23H254ZM26 26H27V28H26ZM34 26V27H33ZM46 26H47V28H46ZM53 28V26H54V28L55 29H53V31H52V29L50 28ZM58 26H60V27H62V29H61V31H60V29L58 30L57 28H58ZM74 26V27H73ZM89 26V27H88ZM93 26V27H92ZM109 28H108V27ZM247 25H245V27L243 28V29H249V28H247L246 27ZM107 27V28H106ZM127 27V28H126ZM249 27V26H248ZM33 28V29H32ZM38 28L40 29V28H42V29H40L41 31H42V33L44 32H46L45 34L43 33V34H41V32H40V30H38ZM72 28H74V32L72 31ZM103 28V29H102ZM105 28V29H104ZM116 28V29H115ZM29 31H28V30ZM50 29V30H49ZM71 29V30H70ZM122 29V30H121ZM123 29H124V32H126V34L124 33V32H122L123 31ZM27 30V31H26ZM48 30V31H47ZM86 30V31H85ZM121 32H120V31ZM129 30V31H128ZM140 30H142V31H140ZM263 30V29H262ZM52 31V34H50L49 32H51ZM55 31H57L58 33V36L60 35V37H62V39L64 40L62 43V45H63V50L62 51H60V52H57L55 49H53V47L52 48H48V50H47V45H48V43L49 42H51V44H53V41L52 40H55L54 38H51L52 37V35L53 34H55V35H53V36H55L56 37V32ZM63 31V32H62ZM88 31V32H87ZM96 31H97V33H96ZM25 32V33H24ZM48 32V33H47ZM54 32V33H53ZM62 32V33H61ZM71 34V35H69V33ZM89 32H90V34H89ZM95 32V33H94ZM112 32H113V34H112ZM115 32V33H114ZM127 32H129V33H127ZM169 32V33H168ZM33 33V34H32ZM35 33L36 34H38L37 36L35 35ZM59 33H61V34H59ZM67 33V34H66ZM74 33V34H73ZM81 33V34H80ZM95 35H94V34ZM101 33H103L102 35H101ZM121 33V34H120ZM123 33H124V35H123ZM261 32H259L257 35H259V36H261V34H260ZM262 33H263V31H262ZM30 34V35H29ZM50 36H48V35ZM69 35V39H67L66 37V35ZM78 34H79V36H78ZM93 34V35H92ZM132 34V35H131ZM35 35V36H34ZM107 35V36H106ZM169 37H168V36ZM170 35H171V38H170ZM256 35V34H255ZM256 35V36H257ZM31 36V37H30ZM45 36V37H44ZM64 36H65V38H64ZM98 36V37H97ZM113 36V37H112ZM122 36H123V38H122ZM135 36V37H134ZM166 36L168 37V39L166 38ZM258 36V37H259ZM44 37V38H43ZM46 37H47V39L48 40H46ZM60 37H58V38H60ZM87 37V38H86ZM133 37V38H132ZM256 38V37H254L253 39L255 40H259V41H254L253 40V42H255V44H254V46H251V47H249V52L247 51V54H246V56H248V55H252L253 56V50L250 52V48L252 49V48H254L255 47V49H254V51H255V53H258V51L261 49V46H259L258 44L260 43V44H262L263 45V43H261V38L259 37V38ZM27 39V40H25V39ZM49 38H50V41H49ZM72 38V39H71ZM80 39V41L78 42V40ZM90 38V39H89ZM99 38H100V40H99ZM103 38V39H102ZM112 38V39H111ZM137 38H138V40H137ZM163 38V39H162ZM170 38V39H169ZM44 39V40H43ZM66 39V40H65ZM71 39V40H70ZM76 39V40H75ZM81 39H83V41L81 40ZM117 39H118V41H117ZM121 39V40H120ZM24 40H25V42H24ZM41 40H43V41H40ZM68 40H69V42H68ZM88 40H90V42H87ZM120 40V41H119ZM161 40H165L164 41V43H165V45L163 44V41H161ZM168 41V44H167V41ZM7 41L8 40H6L5 41V43H7ZM27 41V42H26ZM31 41V42H30ZM40 42V44H39V42ZM46 41V42H45ZM62 41V40H61ZM72 41V42H71ZM85 41V42H84ZM116 41V42H115ZM29 42V43H28ZM43 42V43H42ZM96 42H97V44H96ZM4 43V44H5ZM27 43V44H26ZM42 43V44H41ZM44 43H47V44H44ZM65 43H67L66 44V46H65ZM71 43V45H68V44H70ZM80 43V44H79ZM84 43V44H83ZM107 43H109V44H107ZM114 43V44H113ZM121 43H123V44H121ZM156 43V44H157ZM160 43V44H159ZM258 43V44H257ZM16 44H17V41H16ZM34 44V45H33ZM37 44L39 45V47H38V49H40L39 51H40V55H38V50L36 51L35 49L37 48ZM44 44V45H43ZM51 44H50V46L49 47H51ZM101 44V45H100ZM42 45V46H41ZM46 45V50L47 51H49V49H50V51H49V53L46 51V50H43V49H45V48H43L44 46ZM86 45V46H85ZM103 45V46H102ZM163 45V46H162ZM167 45V47H165ZM257 45V46H256ZM5 46V45H4ZM4 46H1V48H0V50L1 49H4ZM24 46H25V48H24ZM33 46H34V48H33ZM41 46V47H40ZM53 46V45H52ZM72 46V47H71ZM101 46H102V48H103V50H102V48H101ZM259 46V47H258ZM26 47H27V50H25L26 49ZM67 47L70 49V50H68L67 49ZM71 47V48H70ZM83 47V48H82ZM41 48H42V51H43V53H42V51H41ZM77 48V49H76ZM85 48H87V49H85ZM94 48V49H93ZM165 48V49H164ZM260 48V49H259ZM263 48V47H262ZM22 49H24L25 50V52L22 50ZM29 49V50H28ZM33 49V50H32ZM79 49V50H78ZM81 49V50H80ZM93 49V50H92ZM96 49V50H95ZM126 49V50H125ZM8 49H6V51H7ZM69 51V53H68V51ZM92 50V51H91ZM115 50V51H114ZM163 50H165V51H163ZM258 50V51H257ZM33 51V52H32ZM34 51H35V53L36 52H38V53H36V54H34ZM46 51V52H45ZM53 52V54H52V52ZM65 51V52H64ZM98 51V52H97ZM101 53H100V52ZM119 51V52H118ZM132 51V52H131ZM3 52H5L4 50H3ZM24 52V53H23ZM29 52H30V55H31V57L28 55L29 54ZM47 53V55L45 54V53ZM89 52V53H88ZM95 52V53H94ZM103 52H106V53H103ZM164 52V53H163ZM260 52H262V50H260ZM21 53V54H20ZM26 53H27V55H28V57H27V55H26ZM56 53V54H55ZM57 53H58V55H57ZM59 53H62V54H59ZM71 53H73V54H71ZM162 53H163V55H162ZM13 54V55H14ZM23 54V55H22ZM54 54H55V57L56 58H58V59H60V57L62 58V60L64 61V62H62V60L60 61L62 64L64 63V65H65V67H69V70H70V74L68 73V75H67V82H66V84L65 83H63V82H61V78H62V80H64V78H63V76H61V78H60V76L58 77V72H59V68L57 67V69L55 68V67H53L52 65L53 64H51V63H54V65H55V63H56V65L55 66H57V64L59 63L58 61H56V60H58V59H56L55 57H54ZM64 54V55H63ZM99 55V56H97V55ZM109 54V55H108ZM115 54V55H114ZM132 54V55H131ZM18 55H20L21 56V58H20V56L18 57ZM25 55V57H23ZM34 55V56H33ZM46 55V56H45ZM48 55H51V57H50V59L51 58H53V59H51L52 61L50 62L48 59ZM61 55V56H60ZM68 55H69V57H68ZM72 55V56H71ZM40 56V57H39ZM53 56V57H52ZM60 56V57H59ZM76 56H77V58H76ZM83 56V57H82ZM85 56H86V58H87V60H85L86 58H85ZM94 56V57H93ZM163 56V57H162ZM246 56H244V57H246ZM34 57V58H33ZM38 57V58H37ZM41 57H43V59L41 58ZM67 57L69 58L68 60H67ZM92 57V58H91ZM102 57V58H101ZM129 57H131V58H129ZM19 58V59H18ZM25 58V59H24ZM27 58H29V59H27ZM33 58V59H32ZM46 58V60H48L49 62H50V65L52 66V68H51V66L49 65V62L48 61H46V60H44ZM95 60H94V59ZM121 58V60H119ZM125 58V59H124ZM17 59H18V62L20 61L21 63H28L27 64V67L28 68H26L27 69V71H26V69L25 70H23L24 69V66H23V69H22V67L20 66V68L18 67V71H16L17 69L15 68V64L16 63H18V62H16L17 61ZM24 59V60H23ZM37 59H39L38 61H37ZM41 59V60H40ZM65 59V60H64ZM70 59H72V60H70ZM84 59V60H83ZM96 59H98V60H96ZM103 59V60H102ZM110 59V60H109ZM127 59V60H126ZM131 59H133V60H131ZM8 60V61H7ZM28 60H29V62H28ZM33 60V61H32ZM44 60V61H43ZM55 60V61H54ZM126 60V65L124 64V61ZM244 59L242 58L241 59V62H242V64H244V61H243ZM3 61V62H4ZM12 61V62H11ZM23 61V62H22ZM31 61V62H30ZM66 61H68V63L66 62ZM72 61V62H71ZM101 61V62H100ZM102 61H103V63H102ZM11 62V63H10ZM16 62V63H15ZM34 62H35V64H34ZM39 62H40V64H39ZM47 64V66H46V64ZM85 62V63H84ZM94 62V63H93ZM113 62V63H112ZM129 62V63H128ZM116 63V64H115ZM123 63V64H122ZM32 64H34V66L32 65ZM67 64V65H66ZM75 64V65H74ZM113 64V65H112ZM183 64V63H182ZM237 64V65H236ZM239 63L238 62H235V63H233L232 64V66H230L229 64V66H230V68L231 69H235V68H237V66H239L238 65ZM241 64V63H240ZM41 65V66H40ZM69 65V66H68ZM79 65V66H78ZM30 66H31V68H32V70H30L31 68H30ZM46 66V67H45ZM49 66H50V68H49ZM91 66V67H90ZM93 66V67H92ZM17 67V66H16ZM33 67H34V69H33ZM102 67V68H101ZM118 68V70H117V68ZM128 67H129V69H128ZM235 67V68H234ZM37 68H38V70H37ZM79 68V69H78ZM85 68H86V70H85ZM123 68V69H122ZM16 69V70H15ZM22 69V70H21ZM53 69V73H55V74H53V73H51V71L50 70H52ZM56 69V71L54 72V70ZM122 69V70H121ZM126 69V70H125ZM183 69H184V67H183ZM78 70H79V72L81 73H79L78 72ZM105 72H104V71ZM118 71L115 75H118L117 77H119V76H121V77H119L118 78V80H117V83H118V85L119 84H121V85H119V91L122 93V98L120 99L121 100V102L122 101H124L123 102V105L126 107L124 110L122 109V107H119V106H122V104L120 105V102H119V99L117 98V100L115 99V100H113V101H115V102H113V103H111V104H109V105H111V106H107V107H109V108H112L111 110L110 109H105V110H101V112L99 113V114H97V115H93V117L90 115V108H91V106H92V104H91V102L93 103V101H95V99H97L98 98V96H99V91H101V90H99V89H101L102 88V86H103V81H104V77H106V75H108V73H109V75L108 76H110V75H112V77H113V74L116 72V71ZM122 71V72H120V71ZM123 70H125V71H123ZM30 71H33V72H30ZM46 71V72H45ZM50 71V72H49ZM58 71V72H57ZM73 71V72H72ZM91 73H90V72ZM110 71V72H109ZM232 71V70H231ZM4 74H3V73ZM25 74H24V73ZM26 72H28L27 74H26ZM38 72V73H37ZM125 73V76H122V74H124ZM18 73H20V76H22V77H20L19 78V75H18ZM32 73H33V75H32ZM46 73V74H45ZM47 73H48V75H47ZM51 73V74H50ZM90 73V74H89ZM128 73V74H127ZM129 73H131L130 74V76H129ZM3 74V75H2ZM6 74V75H7ZM24 74V75H23ZM31 74V75H30ZM29 75V76H28ZM46 75H47V78L45 79H43V76L44 77H46ZM70 75V76H69ZM79 75V76H78ZM84 75V76H83ZM87 75H89V76H87ZM103 75V76H102ZM51 76V77H50ZM54 76V77H53ZM126 76H129L128 78L126 77ZM50 77V78H49ZM73 77V78H72ZM74 77H76V79L74 78ZM83 77V78H82ZM85 77V78H84ZM3 78V77H2ZM19 78V79H18ZM73 80H72V79ZM82 78V79H81ZM126 79V80H124V79ZM130 78H132V80L130 79ZM232 80L233 78L232 77H230V74H229V77L227 76V81H229L230 79ZM26 79L28 80V81H26ZM41 79H42V81H41ZM79 81H78V80ZM81 79V80H80ZM121 79V80H120ZM124 81H123V80ZM129 79V80H128ZM20 82H19V81ZM32 80V81H31ZM44 80V81H43ZM69 80V81H68ZM75 80V81H74ZM76 80H77V82H76ZM130 81V82H128V81ZM16 81V82H15ZM35 81V82H34ZM39 81V82H38ZM46 81V82H45ZM123 81V82H122ZM7 82H8V78H7ZM29 82V83H28ZM33 82H34V85H33ZM38 82V83H37ZM48 82V83H47ZM55 82H58V81H55ZM101 82V83H100ZM120 82V83H119ZM264 82V81H263ZM16 83V84H15ZM24 83V84H23ZM28 83V84H27ZM46 83H47V85H46ZM76 83V84H75ZM84 83V84H83ZM86 83H88V84H86ZM128 83H130V84H128ZM14 84V85H13ZM18 84V87H16V85ZM32 86H31V85ZM38 84V85H37ZM72 84V85H71ZM91 84V85H90ZM21 85V86H20ZM26 85V86H25ZM29 85V86H28ZM71 87H70V86ZM82 85V86H81ZM84 85V86H83ZM262 85V86H261ZM4 86V87H5ZM22 86H25V87H22ZM39 86V87H38ZM41 86V87H40ZM49 86H50V89L52 90V93H50L51 92V90L50 89H48L49 88ZM121 86V87H120ZM264 86V84L263 83H261V84H258V86H257V89H253L252 90V94H256V91H257V94H258V91H259V89H260V95H259V98H260V101L262 100V95H263V102H264V91H261V90H264V89H262V88H264L263 87ZM8 87H7V89H8ZM11 87V88H10ZM29 89H27V88ZM31 87V88H30ZM36 87V88H35ZM46 87H48V88H46ZM52 87V88H51ZM60 87V88H61ZM83 87V88H82ZM89 87V88H88ZM97 87V88H96ZM123 87H126L127 88V90L126 89H124ZM33 88V89H32ZM58 88V87H57ZM256 88V87H255ZM20 89V90H19ZM32 91H31V90ZM47 89V90H46ZM54 89V90H53ZM82 89V90H81ZM90 89V90H89ZM122 89H124L125 91H123ZM3 90V89H2ZM48 90H50L49 91V95H47V91ZM73 90V91H72ZM80 90V91H79ZM122 90V91H121ZM1 91V90H0ZM26 91V92H25ZM32 93H31V92ZM77 91H78V93H77ZM85 93H84V92ZM118 91V92H119ZM18 92L20 93L19 95H18ZM29 94H28V93ZM47 92V93H46ZM63 92H64V94H63ZM88 92V93H87ZM254 92V93H253ZM16 93V94H15ZM26 93V94H25ZM45 93V94H44ZM70 93V94H69ZM74 93V94H73ZM80 93V94H79ZM84 93V94H83ZM250 93V98H248L246 101H250L249 103H247L248 105L250 104V106H251V104H252V107L253 108H258V106L261 108V105L263 104V102H261L262 104H260V102L258 103V97L255 99V97L252 95ZM263 93V94H262ZM40 94H42V95H40ZM46 95V97L44 96V95ZM18 95V96H17ZM26 95V96H25ZM96 95V96H95ZM7 96V95H6ZM9 96V97H10ZM16 96V97H15ZM47 96H49V97H47ZM69 96V97H68ZM204 97V99H205V95H203ZM253 96V97H252ZM8 97V96H7ZM18 97V98H17ZM22 97H24V98H22ZM80 97V98H79ZM127 97V98H126ZM16 98H17V100H16ZM38 98V99H39ZM74 98V99H73ZM126 98V100H124ZM21 99H23V100H21ZM48 99V100H47ZM66 99V100H65ZM93 99V100H92ZM127 99H129V102H128V100ZM251 99V100H250ZM253 99V100H252ZM74 100H75V102H74ZM256 100V101H255ZM42 101V102H41ZM48 101V103H45V102H47ZM117 101V102H116ZM126 101V102H125ZM252 101H254V102H252ZM13 102V103H14ZM21 102V103H20ZM23 102H25V104L23 103ZM128 102V103H127ZM257 102V103H256ZM44 103V104H43ZM70 103H72V104H70ZM78 103H79V105H78ZM22 104H23V106H22ZM40 104V105H41ZM114 104V105H113ZM116 104V105H115ZM126 104V105H125ZM128 104V105H127ZM255 104V105H254ZM258 104V105H257ZM15 104H14V106H16ZM19 105V106H18ZM74 105V106H73ZM119 105V106H118ZM136 105H138V104H136ZM257 105V106H256ZM64 106H65V108H64ZM69 106V107H68ZM78 106V107H77ZM117 106L119 107V108H117ZM127 106L129 107L128 109H127ZM132 106V105H131ZM106 107V108H107ZM117 108V109H114V108ZM246 107H247V105H246ZM67 110L68 109V111H65V110ZM73 109V110H72ZM121 109H122V111H121ZM114 110V111H113ZM125 110H128V111H125ZM83 111V112H82ZM112 111V113H109V112H111ZM118 111V112H117ZM71 112V113H70ZM115 112V113H114ZM124 112H129V114H127V113H125L124 114ZM132 112V113H131ZM108 113V114H107ZM123 113V114H122ZM161 113V111H159V113L158 112H153V117H152V119H151V122L149 121V118H148V116H146L145 118L144 117H142L141 118V121L140 122H138L137 124H139V123H141L140 125H141V127L140 128H138L137 126H139V125H135V122L134 121H132V124L130 123V125L129 124H126L127 126V133H126V135H125V145L126 146H128L129 148H131L132 147V144L133 145H135V140H136V138L135 137H142V136H145V134H147V135H149L150 134V132H151V130H152V128H153V130H152V132H154V133H156L157 134V137H158V139H160V137L162 138V137H164V135L165 134H167V133H169V135H170V133H172L171 135H170V140L167 138H165V140L162 138V140H164L165 141V143L166 142H168L169 141V143H172L171 145L172 146H174V144H175V141H174V138H176V136H177V130L175 129V127H173L172 126V128L170 127L171 125H172V121L170 122L169 121V123L167 124V122H168V120L167 119H169V115H167V117H166V119H165V123L163 124V122H164V116H162V113ZM66 114V115H65ZM84 114V115H83ZM87 114H88V116H89V118H87L88 116H87ZM155 114H156V116H155ZM160 114V115H159ZM63 115V116H62ZM70 115V116H69ZM102 115V116H101ZM109 115V116H108ZM159 115V116H158ZM164 115V114H163ZM95 116H96V118H95ZM121 116V117H120ZM126 116V117H125ZM154 116H155V118L157 117V120L154 118ZM65 117V118H64ZM67 117V118H66ZM97 117H99V119L97 118ZM115 117V118H114ZM118 117H119V119H118ZM87 120H86V119ZM111 118H113V119H111ZM118 120H117V119ZM95 119H97V120H95ZM126 119H124V120H126ZM158 119H160V120H158ZM172 119H173V116H172ZM85 120H86V122H85ZM88 120H91L90 121V124H91V122H93L91 125H88L89 124V121ZM112 120H114V121H112ZM121 120V121H120ZM143 120V121H142ZM147 120H148V122H147ZM163 120V121H162ZM177 120V119H176ZM48 121H46L47 123H48ZM67 121V122H66ZM84 121V122H83ZM102 121V122H101ZM130 121V120H129ZM158 121V122H157ZM167 121V122H166ZM41 123L42 124V126L44 125V126H46L47 125V123ZM96 123V125H95V123ZM100 122V123H99ZM106 122V123H105ZM121 122V123H120ZM157 122V123H156ZM48 124L47 125V127L49 126V125H51V124ZM62 123V124H61ZM80 123V124H79ZM86 123V124H85ZM117 123V124H116ZM144 123V124H143ZM145 123H148V125H146ZM155 123L156 124V126L155 127H157V129L156 128H154V125L153 124ZM158 123H160V124H158ZM170 123H171V125H170ZM116 124V125H115ZM135 126H134V125ZM166 124V125H165ZM115 125V127H113ZM117 125H119V126H117ZM132 125V126H131ZM143 125V126H142ZM146 125V126H145ZM152 125H153V127H152ZM168 125V126H167ZM82 126V127H81ZM90 126V127H89ZM105 126V127H104ZM147 126L149 127L148 128V130H146L147 129ZM167 126V127H166ZM47 127H45V128H47ZM51 127H52V125H51ZM56 127H58V128H56ZM81 127V128H80ZM88 127V129H84V128H87ZM111 128V130H110V128ZM113 127V128H112ZM132 127V128H131ZM134 127V128H133ZM136 127V128H135ZM165 127V128H164ZM44 128V129H45ZM53 128V127H52ZM79 128V129H78ZM115 128V129H114ZM164 128V129H163ZM117 129H119V130H117ZM173 129V130H172ZM63 130V131H62ZM107 130V131H106ZM131 130H132V132H131ZM175 130H176V132H175ZM20 131V130H19ZM79 131V132H78ZM116 131V132H115ZM118 131V132H117ZM141 131V132H140ZM148 133H147V132ZM172 131V132H171ZM103 132H105V133H103ZM114 132V133H113ZM135 132V133H134ZM146 132V133H145ZM176 134H174V133ZM19 133V132H18ZM25 134H23V132H21L19 135H22L23 137L21 138V142H22V144H23V146H27L28 144L30 145L29 146V150H30V148H32L33 146L32 145H34V143H35V139L39 136V133H38V135L36 134V138L34 137V140H33V138L31 137V134H30V136H29V138L28 137H26L25 135L26 134H29V131L28 132H24ZM118 133H121V134H118ZM130 133H131V135H130ZM162 133V134H161ZM108 134V135H107ZM113 136H111V135ZM137 135V136H134V135ZM65 135V136H64ZM28 136V135H27ZM116 136V137H115ZM114 137L115 138H117L116 140H114ZM126 137H127V139H126ZM174 137V138H173ZM23 138H24V140H23ZM109 138V139H108ZM132 138H133V140H132ZM172 138H173V140H172ZM26 139H27V142H26ZM28 139H30V140H28ZM120 139V140H119ZM34 142H33V141ZM29 141V142H28ZM31 141V142H30ZM89 141V142H88ZM174 141V142H173ZM24 142H25V144H24ZM98 142V141H97ZM96 142V143H97ZM28 143V144H27ZM32 145H31V144ZM66 141H62V142H59L58 143V145L60 144V146L59 147H61V148H59L58 147V145L56 146V153L58 152L59 154H54L55 156H54V158L56 159L54 162L55 163H53V164H55V166L53 165V168H55L54 170H55V172H53L54 174V176L56 177H54L53 179H55L54 181H53V179H52V185L54 186H52V187H50V190H55L54 191V193L56 192V195H60V192H62L61 193V195H60V197H58L57 196V199H58V202L55 204V203H53L54 204V206L56 207H54V206H51L52 207V209L50 208V206L49 205H47L49 208H48V212H50V213H48V215H50V217L47 215V221H48V223L50 224V225H48V224H46V226L47 227H45V229H47L48 228V230H45L44 229V225H43V234H42V237H43V244L45 245H43L44 247H43V249H42V253L40 252V257L39 256H35V255H33V257H31L30 258V262L29 263H35V262H39V264H84V262L86 261H83L82 259L80 260V257L79 256H77V258H76V260L77 261H75V255H73V257L71 258V263H66V259H68V258H66L65 257V255H63V253H67L68 254V252L65 250H63V252L62 251H60L63 247H72L73 246V244L72 243H70L71 242V240H72V238L73 239H78V236H79V234H77L76 232H78L79 231V229L81 230L82 228H84V227H80V225H82V226H84V223L85 224H87L88 222V219H90V218H88V217H90V215H92V214H90L91 212V209H92V207H93V205H94V207H93V209H95L96 207H97V200L99 199V197H100V195L102 194V192H104V190L103 189H107L108 188V186H110L111 184H115V186H116V188H118L117 186H119V184H121L122 185V183H123V175H119L120 173H119V171H118V166H120V164H121V166L123 165L122 163L124 162V161H121V159L120 158H117L116 156H113V158L112 157H110L109 159H105V158H103L100 154H99V156H98V153L96 154L95 152H89V150L87 149V155L85 156V157H81L80 156V151L79 150H82V149H84V148H82L79 144H81L80 142L79 143H77L76 142V145H75V142H70V143H66L67 144V146H66ZM130 143V144H129ZM161 144V139L159 140V142H158V144H157V146H156V148H160V150L162 149V150H164V149H166V151L164 150V155H166L165 157L167 158V163L169 162V157H170V160H171V162H169L168 164H169V167L168 168H170V169H173L174 168V170L177 168V163H176V161H175V159H174V157H173V155H174V151H172V149L170 150V149H168V146L170 145V144H168V146H167V143L166 144H162V145H160ZM27 144V145H26ZM62 144V145H61ZM128 144V145H127ZM64 145H65V147H66V149H65V147H64ZM32 146V147H31ZM72 146H74V148L72 147ZM161 146V147H160ZM64 147V148H63ZM79 147H80V149H79ZM72 150H70V149ZM164 148V149H163ZM23 149V148H22ZM60 151H59V150ZM63 149H64V151H63ZM76 149H78V150H76ZM85 149H86V147H85ZM79 151V152H78ZM156 151V150H155ZM171 151V152H170ZM60 152H63V154L61 155V153ZM72 152H73V154H72ZM127 152V151H126ZM167 152H170L171 153V155L168 153V154H166ZM173 152V153H172ZM55 153V152H54ZM67 153V154H66ZM77 155H76V154ZM79 153V154H78ZM89 153V154H88ZM155 154H156V152H154ZM252 153V154H251ZM247 154H250V155H246L247 157H245V161L243 160V162L241 163V167H239V169H241L242 168V166H244V165H246V166H244L243 168H242V170H239L240 172L242 171V173H243V170H244V173L246 172V174L247 175H251V173H252V171H258V172H256V175H257V178H258V175L259 174H261V172H264L263 170H264V166H262L261 164H264V162L262 161V160H260L261 159V157L257 154L256 155V151H252V152H250V153H247ZM255 154V155H254ZM59 155H61L62 156V158L59 156ZM164 155H163V157H164ZM83 156V155H82ZM97 156V157H96ZM175 156V155H174ZM244 156V155H243ZM254 156V157H253ZM258 156H259V158H258ZM112 158V159H111ZM115 158H117V160L115 159ZM173 158V159H172ZM75 159V160H74ZM155 159V158H154ZM256 159V160H255ZM258 159V160H257ZM71 160V161H70ZM110 160H112L113 161V163H112V161H110ZM157 161H156V163H157V165L158 164H160L161 163V161L159 162L158 160V158L156 159ZM260 160V161H259ZM62 161V162H61ZM68 161V162H67ZM76 161V162H75ZM101 161V162H100ZM103 161V162H102ZM116 161V162H115ZM119 161H121V162H119ZM155 161V160H154ZM173 161V162H172ZM63 162H64V164H63ZM66 162V163H65ZM118 162V163H117ZM175 162V163H174ZM246 162V163H245ZM254 162V163H253ZM263 162V163H262ZM60 163H61V165H60ZM100 163V164H99ZM115 163V164H114ZM117 163V164H116ZM120 163V164H119ZM225 164V162L224 161H222L221 162V164ZM245 163V164H244ZM67 164V165H66ZM77 164V165H76ZM79 164V165H78ZM102 164V165H101ZM126 164H129V163H127L126 162ZM172 164H173V166H172ZM223 164V165H224ZM242 164H244V165H242ZM259 166H258V165ZM59 165V166H58ZM63 165H65L64 167H63ZM101 165V166H100ZM253 165H254V167H253ZM77 166V167H76ZM85 166V167H84ZM117 166V167H116ZM171 166V167H170ZM222 166V165H221ZM228 164H225V166H222V168L224 167V169H223V171H227L229 168H228ZM258 167L257 169L255 168V167ZM60 167V168H59ZM110 167H111V169H110ZM176 167V168H175ZM246 167V168H245ZM61 168L63 169V170H61ZM82 168V169H81ZM84 168V169H83ZM86 168V169H85ZM252 168V169H251ZM255 168V169H254ZM262 168V169H261ZM113 169V170H112ZM261 169V170H260ZM61 170V171H60ZM65 170V171H64ZM92 170V171H91ZM112 170V171H111ZM116 170V171H115ZM246 170V171H245ZM249 171V172H248ZM251 171V172H250ZM261 171V172H260ZM112 172V173H111ZM157 172H158V170H157ZM162 172H163V174H162ZM164 170H160V172L158 173V175H156L157 173L156 172H154L153 171V174L152 173H150L149 175H147V174H145V176L148 178V179H146L145 178V181H144V185L142 184L141 186H142V193H144V195H145V197L147 196V195H157V193H158V195L157 196H153V198L155 199V198H157L158 196V198L157 199H155L156 201V203H158V202H160V201H162V204H164L165 202H166V200H167V198L168 199H170L169 198V196L172 194L171 192H173V190H172V188H171V186H169L170 184L168 183V182H165L167 179H168V176H170L171 177V175H174L175 174V172H173V171H171L172 173H170V172H168V171H166L167 172V175H164ZM166 172H165V174H166ZM186 172H188V173H190V172H192V174H193V172H195V171H186ZM156 173V174H155ZM160 173H161V175H160ZM170 175H169V174ZM205 173H206V171H205ZM85 174V175H84ZM87 174V175H86ZM113 174V175H112ZM115 174V175H114ZM118 174V178H116L117 175ZM60 175V176H59ZM89 175V176H88ZM154 176V177H152V176ZM162 175H164V177H162ZM79 176V177H78ZM86 176V177H85ZM115 176V178H113ZM121 176V177H120ZM158 176V177H157ZM160 176H161V182H160V179L158 180V178H160ZM90 177V178H89ZM151 177H152V179H151ZM157 177V178H156ZM169 177V178H170ZM224 177H226V179L224 178ZM259 177H261V176H259ZM86 178V179H85ZM167 178V179H166ZM202 178H204V177H202ZM220 178H223L222 180L225 182H222V183H224V185H226L227 183H228V180H227V175L226 176H224L223 175V177L220 175ZM73 179V180H72ZM77 179V180H76ZM85 179V180H84ZM116 179H117V181H116ZM157 179V180H156ZM259 179V178H258ZM66 180V181H65ZM76 180V181H75ZM111 180V181H110ZM149 182H148V181ZM221 180V181H222ZM74 181V183L72 184V182ZM109 181V182H108ZM115 181V182H114ZM119 181V182H118ZM152 181V182H151ZM76 182V183H75ZM79 182V183H78ZM82 182H83V184H82ZM93 182V183H92ZM113 182V183H112ZM156 182V183H155ZM158 182H160L159 184H158ZM165 182V183H164ZM65 183V184H64ZM68 183V184H67ZM88 183V184H87ZM91 183V185H89ZM97 183V184H96ZM100 183V184H99ZM103 183V184H102ZM108 183L110 184V185H108ZM118 183V184H117ZM151 183H153L152 184V188L154 187H156V186H158L157 188H160V190H162V193H160V190L158 189V191H156L157 190V188H155V191H154V188L151 190L150 188H149V186L151 185ZM77 184V185H76ZM85 184V185H84ZM147 184V185H146ZM162 184V185H161ZM166 184V185H165ZM169 184V185H168ZM68 185V186H67ZM99 187H98V186ZM108 185V186H107ZM149 185V186H148ZM168 185V186H167ZM74 186V187H73ZM87 186H88V189H87ZM102 186V187H101ZM104 186H107V187H104ZM161 186H163V187H161ZM165 186H167V187H165ZM81 187V188H80ZM169 187H170V189H171V192H169L168 190H169ZM55 188V189H54ZM66 188V189H65ZM72 188H74V189H72ZM90 188V189H89ZM162 188V189H161ZM165 188H167V189H165ZM258 189L256 190V192L257 193H259L261 190H259L261 187H257ZM77 189H79V190H77ZM94 189V190H93ZM151 190L153 193H151V191H147V190ZM71 190H72V192H71ZM82 190V191H81ZM99 192H98V191ZM176 190V192H178V190L177 189H175ZM89 192V193H88ZM101 192V193H100ZM175 192V193H176ZM68 193V194H67ZM82 193H84V194H82ZM155 193V194H154ZM168 193V194H167ZM173 193L172 195L174 196L173 198L175 199V197H179V195L181 194V193H179V195L176 193ZM87 194V195H86ZM167 194V195H166ZM56 195L54 194V197H56ZM65 195V196H64ZM80 195V196H79ZM93 195V196H92ZM176 195V196H175ZM69 196H71V198L73 199H71ZM73 196V197H72ZM79 196V197H78ZM90 196V197H89ZM92 196V197H91ZM163 196H164V198H163ZM168 196V197H167ZM181 196V195H180ZM187 196V194L184 196V202L183 203H180V204H178V207H180V208H177V205H176V203H177V199H175L174 201L175 202H173L172 201V207H170L169 205H168V203H166L165 205L166 206H164V207H166V208H168V206H169V210H168V213H167V211H166V208H163V210H162V213H164L165 212V214L162 216V213H161V216L159 217L162 221H158V220H160V219H155V221L151 224V226H152V230H156V232L155 231H153V232H151V231H148V232H141L142 233V235H140V237H139V239H141V240H143V238L146 236V239L144 238V241L145 240H148V241H146V243L144 242H142L143 244H141V245H139L141 242H140V240H134L133 238L131 239V240H134L133 241V243H131L132 244V246H133V248L134 247H136V249H135V253L133 252L132 254H133V256L131 255V252H130V259H132V258H136V259H134V260H136L137 262H138V260L140 259V258H143L142 260H143V263H142V260L140 259L139 261L140 262H135L134 260L132 261V260H130L129 262H128V264H140V263H142V264H146V262H147V264L149 263V262H151L152 261V264H171L172 263V261H175V262H173L172 264H181L183 261V259L184 258H187L188 259V261L189 262H192V263H189V264H193L194 263V261L195 262H197V264H201V263H198V262H200V260H202L201 262H203L204 264H213L214 262V264H239V262H240V264H248V263H250V262H248V261H250V260H248V259H250L251 257L250 256H252L253 254L255 255V253H257V251L258 250H256V247H255V244H253V243H251V245H253L252 246V248L250 249L251 251H249L250 253H246V251H243L244 249V246L246 245V242H247V240L248 239H250V237L248 238L247 236H248V234L249 233H244L246 236L244 237V235L243 234H241V235H236V234H238L237 232H239V231H237L236 232V228H239L240 226H238V227H236L237 226V224L236 223H238V220H235V219H237L236 217H238V214H237V210H234V213L233 212H231V214H230V216H229V214L228 215H226V212H227V208H225L226 210H224L223 208L221 209L220 207H222V204H221V206H220V202H221V200H222V198H218V199H216V200H213V202H212V206L210 205L209 207H208V209H206V208H204L202 211H204V212H202L201 211V218L199 219V220H193V222L190 220V215H191V213H192V211L194 212L196 209H197V203H195L194 204V199L192 200V199H190L188 196H187V198H185ZM85 197V198H84ZM94 197H96V198H94ZM98 197V198H97ZM117 198V197H116ZM166 198V199H165ZM180 198V197H179ZM179 198H178V200H179ZM55 199V198H54ZM70 199V200H69ZM94 200V203H93V200ZM96 199V200H95ZM181 199V198H180ZM60 200V201H59ZM68 200V201H67ZM72 200V201H71ZM78 200V201H77ZM89 202H88V201ZM219 200V201H218ZM63 201V202H62ZM76 201V202H75ZM84 201V202H83ZM144 201V200H143ZM191 201V202H190ZM216 201V202H215ZM117 202H118V200H117ZM117 202H116V204H117ZM161 203V202H160ZM189 205H188V204ZM192 203V204H191ZM218 203V204H217ZM115 204V205H116ZM77 205V206H76ZM168 205V206H167ZM76 206V207H75ZM92 206V207H91ZM182 206H184V208H182ZM75 207V208H74ZM80 207H83V208H80ZM91 207V208H90ZM175 207V208H174ZM194 207H196V209H194ZM219 207V209H217ZM187 208V209H186ZM210 208H211V211H210ZM54 209V210H53ZM92 209V210H93ZM156 209H157V206H156ZM184 209H186V210H184ZM213 209V210H212ZM80 210V211H79ZM189 210V211H188ZM79 211V212H78ZM180 212V214H176V213H179ZM197 211V210H196ZM220 211H225L224 212V214H221L222 212H220ZM52 212V213H51ZM85 212V213H84ZM89 212V213H88ZM171 212H173V213H175V215L174 214H172ZM186 212H187V214H186ZM215 214H214V213ZM75 213V214H74ZM78 213H80V214H78ZM183 213H184V215H183ZM190 213V214H189ZM212 215H210V214ZM52 214V215H51ZM73 214H74V216H73ZM84 216H83V215ZM88 216H87V215ZM93 214H95L96 215V213L95 212H93ZM169 214H170V217L171 218H173L172 216H174V218L173 219H170V217H169ZM172 214V215H171ZM189 214V215H188ZM207 214V215H206ZM209 214V215H208ZM61 215V216H60ZM63 215V216H62ZM183 215V216H182ZM187 215V216H186ZM79 216V217H78ZM83 216V217H82ZM166 216V217H165ZM178 216V217H177ZM64 217V218H63ZM73 217H75V218H73ZM86 217V218H85ZM210 217V218H209ZM221 218V220L219 221V219ZM233 217V218H232ZM235 217V218H234ZM51 218V219H50ZM71 218V219H70ZM72 218L75 220H72ZM80 218V219H79ZM178 218V219H177ZM189 218V219H188ZM207 218H209V220L207 219ZM49 219V220H48ZM78 219V220H77ZM81 219H82V221H81ZM87 219V220H86ZM154 219V218H153ZM223 219V220H222ZM54 220V221H53ZM86 220V221H85ZM164 220V221H163ZM170 220V221H169ZM190 220V221H189ZM210 220H212V221H210ZM235 220V221H234ZM260 219H258V222H257V220H256V223L258 224L260 221H259ZM51 221V222H50ZM74 221V222H73ZM78 221V222H77ZM136 221V219L135 220H132V222H135ZM237 221V222H236ZM70 222V223H69ZM155 222H157V223H155ZM161 222L162 223H164V224H161ZM169 223L168 225L166 224V223ZM184 222V223H183ZM203 222V223H202ZM205 222V223H204ZM207 222V223H206ZM210 222H212V224L210 223ZM69 223V224H68ZM155 223V224H154ZM183 223V224H182ZM188 223H189V225H188ZM201 223V224H200ZM255 223V224H256ZM51 224L54 226H51ZM58 224V225H57ZM66 224V225H65ZM78 224V225H77ZM161 224V225H160ZM181 224H182V226H184V228L183 227H181ZM205 224V225H204ZM209 224H211V225H209ZM223 224V225H222ZM234 224V225H233ZM136 225L137 224H133V226L131 225V229L130 230H132V233L134 232V231H136ZM157 225V226H156ZM160 225V226H159ZM174 225H175V227H174ZM195 225V226H194ZM199 225V226H198ZM232 225V226H231ZM56 226V227H55ZM62 226V227H61ZM78 226V227H77ZM202 226V227H201ZM49 227H52L53 228V230L51 229V228H49ZM166 227H168V228H166ZM196 227H198V228H196ZM206 227V228H205ZM223 227V228H222ZM236 227V228H235ZM65 228V229H64ZM77 228H79V229H77ZM118 228V227H117ZM134 228V229H133ZM173 228V229H172ZM180 228H183V230L185 231H183L182 229H180ZM195 228V229H194ZM202 228H204V229H202ZM225 228V229H224ZM50 229V230H49ZM165 229H166V232H165ZM170 229V230H169ZM208 229H210V230H208ZM217 229V230H216ZM46 232H45V231ZM161 230H162V232H161ZM172 230V231H171ZM194 230V231H193ZM198 230V231H197ZM202 230H205L204 231V233H203V231ZM220 230V231H219ZM240 230V229H239ZM63 231V232H62ZM117 231V230H116ZM170 231V232H169ZM187 231V232H186ZM216 231V232H215ZM217 231H219L220 233H217ZM52 232V233H51ZM128 232V231H127ZM161 232V233H160ZM165 234H164V233ZM169 232V233H168ZM46 233V234H45ZM129 233H131L130 231H129ZM137 234H135V232L132 234V236L134 237V234H135V236L137 235V236H139L138 235V232H136ZM145 233H146V235H145ZM160 233V234H159ZM185 233H186V235L188 236H186L185 235ZM210 233V234H209ZM65 234V235H64ZM204 234V235H203ZM221 237H219L218 235ZM57 235V236H56ZM68 235V236H67ZM129 235V234H128ZM127 235V236H128ZM144 235V236H143ZM159 235V236H158ZM163 235V237H161ZM206 235V236H205ZM206 237V238H204V237ZM212 236H214V237H212ZM249 236H251V234H249ZM155 237H157V238H155ZM161 237V238H160ZM184 237V238H183ZM192 237V238H191ZM209 237V238H208ZM247 237V238H246ZM129 238H131V237H129ZM148 238V239H147ZM165 238H166V240H165ZM186 238V239H185ZM208 238V239H207ZM213 238V240H211ZM216 238V239H215ZM37 239H39V238H37ZM61 239V240H60ZM64 239V240H63ZM163 239V240H162ZM168 239H169V241H168ZM178 239H180V241L178 240ZM161 240H162V242L164 243H162L161 242ZM185 240V241H184ZM238 240H240V241H238ZM47 241V242H46ZM51 241H53V242H51ZM59 241V242H58ZM70 241V242H69ZM80 241V240H79ZM84 242L86 241L85 239L83 240ZM137 241V242H136ZM151 241V242H150ZM157 243H156V242ZM192 241V242H191ZM212 241V242H211ZM215 241V242H214ZM236 241H237V243H236ZM65 242H68L69 243V246H67V245H65V244H67V243H65ZM131 242V241H130ZM140 242V243H139ZM149 244H148V243ZM161 242V243H160ZM169 242V243H168ZM198 242V243H197ZM201 242V243H200ZM204 242V243H203ZM208 244H207V243ZM135 243V244H134ZM137 243V244H136ZM139 243V244H138ZM154 244V243H156V245H152V247H151V244ZM173 243V244H172ZM194 243V244H193ZM213 243V244H212ZM264 243V242H263ZM37 244H39L38 242H37ZM36 244V245H37ZM50 244V245H49ZM53 244V245H52ZM55 244V245H54ZM60 244V245H59ZM71 244V245H70ZM134 244V245H133ZM149 246H147V245ZM162 246H161V245ZM177 244V245H176ZM215 244V245H214ZM236 244V245H235ZM240 244V245H239ZM244 244V245H243ZM53 246V247H50V246ZM62 245H64L63 247H62ZM136 245V246H135ZM159 245V247H158V249H156L157 247L156 246H158ZM167 245L168 246H170V247H172V249L171 248H168V249H166L167 248ZM172 245V246H171ZM195 245V246H194ZM199 245V246H198ZM203 245V246H202ZM204 245H207V246H205L204 247ZM209 245V246H208ZM213 245L215 246V248H213ZM263 245V246H262ZM261 245V247H264V244H262ZM46 246H49V247H46ZM56 246V247H55ZM143 246V247H142ZM176 246V247H175ZM197 246V247H196ZM220 246V247H219ZM35 247V246H34ZM33 247V248H34ZM60 247V248H59ZM83 247H86V249H85V251H87V253H89L90 252V250H88L89 249V247H88V245H86L85 244V246H83ZM145 247V248H144ZM149 249H148V248ZM156 247V248H155ZM174 247V248H173ZM200 247V249H198ZM239 247V248H238ZM46 248H48V249H46ZM74 248H75V250H76V247L74 246ZM138 248V249H137ZM143 248V249H142ZM185 248V249H184ZM192 248H194V249H192ZM197 248V249H196ZM206 248V249H205ZM217 248V249H216ZM223 248V249H222ZM50 249V250H49ZM141 249V250H140ZM160 249V250H159ZM171 249V250H170ZM209 249V250H208ZM239 249H241V250H239ZM259 249V248H258ZM264 249V248H263ZM49 250V251H48ZM154 250H155V252H154ZM165 250V251H164ZM167 250V251H166ZM169 250V251H168ZM201 250V251H200ZM239 250V251H238ZM143 251V252H142ZM160 253H159V252ZM182 251H183V253H185V254H183L182 253ZM189 251V252H188ZM196 251V252H195ZM208 251H209V253H208ZM213 251H215V252H213ZM240 253V251H241V255L238 253V252ZM254 251V252H253ZM145 252V253H144ZM147 252V253H146ZM166 254H165V253ZM169 252V253H168ZM191 252V253H190ZM192 252H194V253H192ZM199 252V253H198ZM200 252H202L201 254H200ZM204 252V253H203ZM212 252V253H211ZM225 252H226V254H225ZM238 253V255H237V253ZM244 252V253H243ZM251 252H253V253H251ZM86 253V252H85ZM86 253V254H87ZM141 253V254H140ZM143 253H144V255H146V256H144V257H149L146 261L144 260V257H142L143 256ZM209 255H208V254ZM211 253V254H210ZM263 254V257H262V259H264V250H263V252H262ZM60 254V255H59ZM75 254V253H74ZM165 255V257L163 256V255ZM169 254V255H168ZM177 254V255H176ZM179 254V255H178ZM193 254V256H191ZM195 254V255H194ZM213 254V255H212ZM222 254V255H221ZM38 255H39V253H38ZM159 255V256H158ZM186 255H188V256H186ZM202 255V256H201ZM205 255V256H204ZM208 255V256H207ZM212 255V256H211ZM233 255V256H232ZM237 255V256H236ZM253 255V256H254ZM45 256V257H44ZM152 256H154V257H152ZM161 256H163V257H161ZM174 256H176V257H174ZM177 256H178V260H176L177 259ZM185 256V257H184ZM197 256H198V258H201V259H198L197 258ZM214 256V257H213ZM219 256V257H218ZM34 257H36V258H34ZM43 257V258H42ZM66 259H65V258ZM132 257V258H131ZM140 257V258H139ZM169 259H168V258ZM190 257H192V258H190ZM210 258V261L207 259V258ZM241 257V258H240ZM242 257H244L243 259H242ZM250 257V258H249ZM33 258H34V261L33 262H31V260H33ZM38 258H39V260H38ZM61 258V259H60ZM138 258V259H137ZM160 258V259H159ZM182 258V259H181ZM211 258H212V260H211ZM247 258V259H246ZM261 258V257H260ZM41 259H43V261L41 260ZM45 259V260H44ZM152 259H154V260H152ZM171 259V260H170ZM194 261H193V260ZM197 259V260H196ZM237 259H238V262L236 263L235 261H237ZM38 260V261H37ZM150 260V261H149ZM161 260V261H160ZM240 260V261H239ZM47 261V262H46ZM62 261V262H61ZM63 261H65V262H63ZM82 261V262H81ZM144 261H145V263H144ZM163 261V262H162ZM165 261H166V263H165ZM212 261V262H211ZM244 261H246L247 263H245ZM264 260H262V263L261 264H263L264 262H263ZM74 262H76V263H74ZM85 264H88V263H85ZM187 264V263H186Z\"/></svg>",
  "mask_w": 264,
  "mask_h": 264
}]
</instances>
